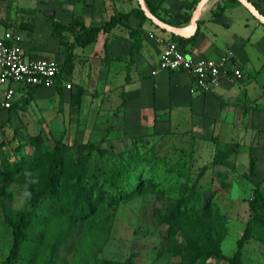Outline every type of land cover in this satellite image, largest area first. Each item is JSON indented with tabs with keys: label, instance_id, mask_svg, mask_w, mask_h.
Returning <instances> with one entry per match:
<instances>
[{
	"label": "rangeland",
	"instance_id": "374dc122",
	"mask_svg": "<svg viewBox=\"0 0 264 264\" xmlns=\"http://www.w3.org/2000/svg\"><path fill=\"white\" fill-rule=\"evenodd\" d=\"M71 1L76 0H0V30H19L27 41H32L37 30L43 38L50 32L67 57L80 21L76 14L80 15L82 9V5ZM259 1L264 5V0ZM56 12L73 16L66 22L57 18ZM76 47L77 44L70 62L62 64L66 75L74 70L78 57ZM64 91L58 85L54 90L32 92L22 105L12 109L0 106V158L29 160L35 154L32 141L39 137L47 147L64 145L73 161L80 163L86 158L87 175L124 165L130 156L132 159L154 157L160 168L167 171V178L152 186L146 183L140 195L121 203L114 212L97 211L69 234L67 216L49 220L36 230L42 234L39 246L32 249L25 244L21 250L23 256L16 264L52 261L54 264H230L216 256H194L187 247L193 248L203 240L206 248L231 257L248 221L253 218L251 237L243 246L241 264H264V228L260 222L264 218L263 129L251 133H221L217 127L208 129L202 124L196 127L188 107L181 117L169 109L165 121L156 117L157 124L147 132L130 136L129 142L115 143L113 116L117 112L110 110L102 126H88V118H100L104 112L99 111L98 116L96 111L87 110L88 102L83 101L87 91L80 84L73 83L69 95V91ZM251 162H254L253 168ZM67 165L65 174L58 176V188L74 173ZM41 173L39 168L31 176L22 169L7 176L0 174V264L13 244L10 222L15 221L17 212L33 209ZM135 174L131 170V175ZM100 180L105 181V177ZM256 191L261 199L254 212L251 205ZM199 192L205 199L209 198L211 222L204 225L198 213L192 212V223L188 226L183 200ZM175 221L180 226L171 233ZM202 229L208 230L202 232ZM57 243L60 248L56 254ZM31 253L33 256L26 258Z\"/></svg>",
	"mask_w": 264,
	"mask_h": 264
},
{
	"label": "crops",
	"instance_id": "0c3cea01",
	"mask_svg": "<svg viewBox=\"0 0 264 264\" xmlns=\"http://www.w3.org/2000/svg\"><path fill=\"white\" fill-rule=\"evenodd\" d=\"M151 1L157 5L158 15L168 23L186 27L191 19L183 22V16L191 14L192 17L200 0ZM249 1L264 12V5L259 0ZM71 2L82 5L80 15L76 16L86 25H101L114 15L136 8L135 0ZM56 15L66 22L73 16L57 12ZM139 27L142 34L135 40L134 30ZM5 30H0V35ZM150 32L170 38V33L150 20L141 23L134 15L111 31L100 32L95 43L75 48L78 57L73 72L70 75L64 72L55 87L15 85L14 105H22L32 92L54 90L58 85L62 91L66 90L65 93L69 91V95L76 83L87 91L83 96V101L88 102L87 110L96 111L98 116L99 111L104 112L100 118H88V126H102L103 120L109 118L110 110L117 112L118 115L113 116L115 143L129 142L130 136L147 132L156 123V117L165 121L169 109L181 117L188 107L196 127H201L200 124L208 129L217 127L221 133L264 130V24L240 0H207L199 15L198 28L189 36L197 34L196 38L182 44L187 53L196 57L218 59L225 54L234 55V66L242 72L243 78L224 79L214 92L194 91L191 77L185 71L159 70L163 46L149 36ZM47 34L43 38L37 30L32 41L22 35L25 54L32 59H52L61 66L65 54L61 52L58 40L51 37L50 32ZM67 83H72L71 89L66 87Z\"/></svg>",
	"mask_w": 264,
	"mask_h": 264
},
{
	"label": "trees",
	"instance_id": "16d2710c",
	"mask_svg": "<svg viewBox=\"0 0 264 264\" xmlns=\"http://www.w3.org/2000/svg\"><path fill=\"white\" fill-rule=\"evenodd\" d=\"M150 11L162 18L157 13V5L151 0H145ZM264 14V12H263ZM136 16L141 19V23L148 20L143 10L138 7L126 13H119L114 15L111 19L102 25H86L82 21H77V31L74 41L69 45V52L67 53L65 64L72 59V50L77 44L79 47H87L95 43L100 32H109L117 25L131 16ZM191 19V14L183 16V22H188ZM59 22H55V26H59ZM176 24V23H172ZM68 29V28H66ZM64 27V30H66ZM140 27L134 31V35H140ZM170 38L177 41L179 44H184L188 41H193L197 34L185 38L169 34ZM137 37V36H136ZM65 72L64 65H61V74L57 77L56 84L62 78ZM15 107L13 105L11 108ZM4 109V108H3ZM35 145V154L29 160L10 159L8 156L0 158V174L8 175L17 173L19 170L25 171L28 175H33L39 168L42 170L41 182L39 184V191L34 197V206L30 211H19L16 214L14 222H10L13 233V244L9 255L2 264H16L19 258L23 256L21 250L25 244L30 245L33 249L39 246L42 241V234L39 233L38 228L44 226L49 220L57 218L59 215L68 217L69 226L66 228L67 234L72 229L83 221H86L94 213L98 212H114L117 207L138 195L146 189V183L153 185L154 182H165L167 178V171L160 168L158 161L154 157L149 159H132L130 156L126 158L127 162L124 165H118L117 168L105 170L101 174H89L86 170V158L82 157V161H73L72 157L66 152L64 145L57 144L53 147H47L42 142L41 138L33 139ZM88 147V145H84ZM223 163V161H221ZM66 167L71 168L74 173L67 178L63 187L58 188V176L65 174ZM159 163V162H158ZM146 168H144L143 167ZM254 167V162H251V168ZM131 170H135L136 174L131 175ZM105 177V181L100 178ZM261 199L258 191L255 192V197L252 201V209L256 212L257 206ZM209 198H204L203 193L191 197L188 196L183 200L182 206L185 207V222L188 226L192 223V212L198 213L201 222L206 225L211 222V213L208 207ZM177 211L173 212L175 215ZM190 212V213H189ZM255 218L248 221L242 236L237 241V250L233 256H224L214 248L207 247L203 240L197 243V246L188 248V251L194 256L208 258L216 256L224 258L230 264H241L242 250L245 243L251 237L252 225ZM264 228V218L260 220ZM180 224L178 221L173 222L171 233L176 232ZM208 229H202V232ZM60 243L56 245L55 253L59 251ZM33 253L26 255V258H31ZM49 264H54L50 262Z\"/></svg>",
	"mask_w": 264,
	"mask_h": 264
},
{
	"label": "built area",
	"instance_id": "2783aa9c",
	"mask_svg": "<svg viewBox=\"0 0 264 264\" xmlns=\"http://www.w3.org/2000/svg\"><path fill=\"white\" fill-rule=\"evenodd\" d=\"M149 36L163 46L158 69L187 72L196 92H214L224 79L243 78L242 72L234 66L232 53L218 59L196 57L171 38L155 32H150ZM22 42L21 32L13 28L6 29L0 35V105L4 109L14 105L17 92L15 85L52 87L61 74V66L57 61L29 58ZM66 87L71 89L72 83H67Z\"/></svg>",
	"mask_w": 264,
	"mask_h": 264
},
{
	"label": "water",
	"instance_id": "95a60500",
	"mask_svg": "<svg viewBox=\"0 0 264 264\" xmlns=\"http://www.w3.org/2000/svg\"><path fill=\"white\" fill-rule=\"evenodd\" d=\"M243 5L262 23L264 24V14L249 0H240ZM140 8L145 13L148 20H150L156 27L159 29L166 31L170 34L181 36V37H189L195 33L198 28V19L200 12L205 6L207 0H200L192 13L191 22L188 26H175L168 22L163 21L156 15H154L150 9L147 7L145 0H137Z\"/></svg>",
	"mask_w": 264,
	"mask_h": 264
}]
</instances>
